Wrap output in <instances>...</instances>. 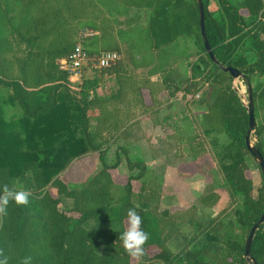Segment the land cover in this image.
<instances>
[{
    "label": "trees",
    "instance_id": "1",
    "mask_svg": "<svg viewBox=\"0 0 264 264\" xmlns=\"http://www.w3.org/2000/svg\"><path fill=\"white\" fill-rule=\"evenodd\" d=\"M110 1L116 5L98 19L97 0H0V191L7 184L32 193L28 206L10 203L0 222V249L9 264L29 256L31 264H264V224L252 243L254 262L245 257L251 229L264 214L263 176L260 171L257 189L247 176V158L253 157L246 146L248 108L223 71L232 67L251 84L254 145L264 157V0H202L218 64L204 45L197 0ZM114 11L127 17L123 31L139 34L135 47L143 54L190 59L189 78L178 90L185 96L202 92L197 106L205 110V135L229 140L217 159L230 204L219 213L211 210L220 201L214 185L200 197L202 209L161 210L159 177L145 161L131 159L121 146L115 159H107L127 129L91 125L90 110L104 101L96 93L95 70L85 71L74 86L60 69L82 30L115 29ZM95 36L82 41L90 55H97ZM117 53L121 59L103 73L120 63L122 50ZM171 143L179 157L198 162L206 154L205 145L190 137L176 134ZM120 151L130 172L125 185L111 174L123 162ZM91 154L99 157L96 173L83 185L70 184L63 173ZM129 208L150 233L145 255L136 262L119 240Z\"/></svg>",
    "mask_w": 264,
    "mask_h": 264
},
{
    "label": "crops",
    "instance_id": "2",
    "mask_svg": "<svg viewBox=\"0 0 264 264\" xmlns=\"http://www.w3.org/2000/svg\"><path fill=\"white\" fill-rule=\"evenodd\" d=\"M93 31L96 36L92 45L99 55L105 51L97 49L105 45V34L109 30ZM135 45L138 44L134 41L124 45L122 60L111 72L95 70L91 73L98 79L97 96L104 100L90 110L91 125L93 128L104 125L124 126L127 129L108 151L107 159L110 162L115 159L116 150L121 146L128 150L131 159L145 161L159 177L162 199L166 186L175 191L179 186L185 187L192 194L195 193V186H198L203 194L205 185L200 183V179L196 180L198 173H194L190 179L189 176L181 177L183 172L189 173L190 168L189 164L183 165L182 162H189L191 157H179L171 143L176 134L189 137V95L185 96L178 90L189 78V71L182 67L184 62L189 67V60H178L171 53L166 58L159 53L143 54L142 49ZM77 84L73 83L74 86ZM182 130L187 135H182ZM120 154L123 162L111 174L117 184L125 185V178H129L130 172H123L124 165L127 167L126 157L121 151ZM98 168V154H91L74 161L63 174L70 184L83 185ZM85 175L87 177L81 180V176ZM72 176H79L80 179L75 181Z\"/></svg>",
    "mask_w": 264,
    "mask_h": 264
},
{
    "label": "rangeland",
    "instance_id": "3",
    "mask_svg": "<svg viewBox=\"0 0 264 264\" xmlns=\"http://www.w3.org/2000/svg\"><path fill=\"white\" fill-rule=\"evenodd\" d=\"M97 2L100 4V6L96 8V15L99 16L98 19L104 17L105 13L108 15L107 11L110 10V8H112L114 5H116L110 0L109 1L97 0ZM115 13H116L115 11L112 13V22L114 23L113 26L115 27V29L109 30V32L105 34V40H106L105 45L103 47L98 48L97 50L118 52L120 50L123 51L125 49L123 46L129 41H134L138 43L139 34H133L122 30L124 29L123 26L127 25L128 23V20L126 19L127 17L121 15H115ZM110 15L111 14H109V17H111ZM141 43H144L143 46L147 45L145 44L144 41ZM191 60L194 61L195 58L193 57ZM189 63H190V59H189ZM182 67L186 71H189V67L188 64H186V62L182 63ZM233 86L238 91L243 102L248 103V88L247 85H245V82L242 79H237L234 80ZM205 90H207L206 87ZM201 93L202 92H200L197 95L189 96V135L184 133L183 131L184 129L182 130V135H187L190 137V139L196 141V143L205 145L206 154L202 155L198 162L194 161L192 158L189 159V162L183 161L182 162L183 165L189 164L190 168H189V173L183 172L181 177L183 178L189 176L190 179L192 176H194L193 175L194 173H198L199 175H196V180L200 179V183L205 185L203 188L204 193L211 191L213 189V185L217 187L216 191L220 195V201L214 208L211 209L214 215L219 213L221 210H223L230 204L229 193L225 188L224 176L220 169V162L217 159L229 140L224 135H211V136L205 135L204 132L206 128L203 125V122L200 118L201 114L205 110L200 109L197 106L198 105L197 101L201 98L202 95ZM251 140L253 144H255L257 141L256 138L253 137V134ZM217 141L219 142L215 144ZM247 159L249 164V171L247 172V176L249 179H251L254 182L257 189L260 186H262L260 169L258 168L257 161L253 157H248ZM78 165L79 163L76 164L75 167H77ZM123 172L126 174L128 172V169L125 165ZM76 177L72 176V178L75 179V181H77L79 176L78 178ZM86 177H87L86 175L81 176V180H84V178ZM127 180L128 177L127 179L125 178L126 182ZM195 187H196V190H194L195 193L192 194L191 190L186 189L185 187L179 186L178 187L179 189L175 191V190H171L170 186H166V191L164 190L165 195L161 201V210L183 211L195 205L202 209L203 205H201L200 203V197L204 193L202 194L201 192L202 189L199 190L198 186ZM51 192L54 196H56V192L54 189H51ZM199 195L201 196L198 198ZM70 205L71 202L66 201L63 209L67 211ZM71 215L77 217V215L75 214H71ZM155 264H160V263L156 262Z\"/></svg>",
    "mask_w": 264,
    "mask_h": 264
},
{
    "label": "clouds",
    "instance_id": "4",
    "mask_svg": "<svg viewBox=\"0 0 264 264\" xmlns=\"http://www.w3.org/2000/svg\"><path fill=\"white\" fill-rule=\"evenodd\" d=\"M32 193L24 190L23 186H13L5 184L0 191V222L8 215V207L11 202L17 206H28ZM127 228L119 235V240L127 255L134 261H139L145 255V245L150 239V233L146 232L143 227L142 217L135 208H129L127 211ZM32 258L25 257L21 264H31ZM0 264H9V257L3 249H0Z\"/></svg>",
    "mask_w": 264,
    "mask_h": 264
},
{
    "label": "water",
    "instance_id": "5",
    "mask_svg": "<svg viewBox=\"0 0 264 264\" xmlns=\"http://www.w3.org/2000/svg\"><path fill=\"white\" fill-rule=\"evenodd\" d=\"M198 6H199V12H200V26H201V35L202 38L204 40V45L206 48V51L208 52V54L210 55L211 59L218 64V61L216 60L209 41H208V37H207V33H206V26H205V9H204V5H203V1L202 0H197ZM223 71L226 73H229L232 76L233 81L237 80V79H243L247 85L248 88V103H245V105L248 108V115H249V131H248V135L246 137V146L248 151L251 153V155L253 156V158L257 161L259 167H260V171L262 173L263 176V181H264V157L261 154L259 148H257L253 143H252V134L254 133L255 127H256V122H255V117H254V100H253V95H252V87L251 84L249 83V81L247 80V78L245 77V75L243 73H241L240 71L232 68V67H223ZM262 224H264V214L262 215V217L260 218V220L253 226V228L251 229L248 241L246 243V247H245V257L247 259L248 262H254V260H251V247H252V243L254 240V237L256 235V232L260 229V227L262 226Z\"/></svg>",
    "mask_w": 264,
    "mask_h": 264
},
{
    "label": "built area",
    "instance_id": "6",
    "mask_svg": "<svg viewBox=\"0 0 264 264\" xmlns=\"http://www.w3.org/2000/svg\"><path fill=\"white\" fill-rule=\"evenodd\" d=\"M95 32L91 29H84L80 34L81 42L78 43L72 53L65 61L60 60V69L69 75L72 83H79L85 71L108 69L117 64L121 56L117 52H102L99 55H90L84 48L82 41L93 38Z\"/></svg>",
    "mask_w": 264,
    "mask_h": 264
}]
</instances>
